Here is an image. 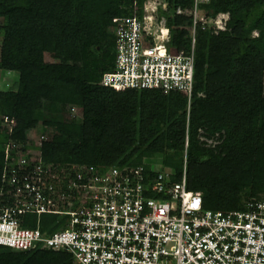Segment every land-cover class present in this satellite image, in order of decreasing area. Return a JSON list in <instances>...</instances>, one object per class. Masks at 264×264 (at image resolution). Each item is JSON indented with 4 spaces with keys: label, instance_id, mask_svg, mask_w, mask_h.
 <instances>
[{
    "label": "trees",
    "instance_id": "16d2710c",
    "mask_svg": "<svg viewBox=\"0 0 264 264\" xmlns=\"http://www.w3.org/2000/svg\"><path fill=\"white\" fill-rule=\"evenodd\" d=\"M134 1L144 0H0V69L19 75L16 88L0 90V116L17 121L12 135L0 130V188L4 144L26 140L41 124L48 165H144L152 173L159 163L180 181L185 163L188 189L202 194L205 209L264 201V0L205 6L229 18L218 33L197 27L190 105L182 92L101 84L114 67L115 9L126 15ZM161 2L173 42L189 38L193 0ZM47 53L59 60L47 61ZM67 106L81 109V121L60 118ZM27 218L24 226H38L35 215ZM48 218L41 216L44 231L56 220ZM0 264L75 260L64 251L0 245Z\"/></svg>",
    "mask_w": 264,
    "mask_h": 264
},
{
    "label": "built area",
    "instance_id": "2783aa9c",
    "mask_svg": "<svg viewBox=\"0 0 264 264\" xmlns=\"http://www.w3.org/2000/svg\"><path fill=\"white\" fill-rule=\"evenodd\" d=\"M210 2L193 0L189 38L176 42L159 15L160 7L167 9L161 0L134 1L126 15L116 8L114 67L101 84L182 92L190 105L197 27L218 33L229 18L210 15ZM79 110L71 106L72 117ZM0 122L9 135L17 127L7 115ZM46 138L41 132L36 140L10 137L4 144L1 246L64 251L75 264H264V201L205 209L202 194L188 189L185 163L180 181L164 169L149 173L144 165H48L42 157ZM27 215H35L38 226H24ZM43 215L56 219L48 231L40 226Z\"/></svg>",
    "mask_w": 264,
    "mask_h": 264
},
{
    "label": "rangeland",
    "instance_id": "374dc122",
    "mask_svg": "<svg viewBox=\"0 0 264 264\" xmlns=\"http://www.w3.org/2000/svg\"><path fill=\"white\" fill-rule=\"evenodd\" d=\"M226 19V18H225ZM254 35H257V32L254 33ZM2 37V36H0ZM46 60L49 62L52 61H58V58H55L54 55H52L51 53H47L46 54ZM18 72L15 71H8V70H4V69H0V90H7V89H11V88H16L17 83H18ZM70 108L71 106H67V108L60 113V118L62 120H67V121H71V120H77V121H81L82 117H81V109L79 110L78 117H72L73 114L70 113ZM42 126L41 124L39 125L38 128L33 129L29 132V137H31L32 139L36 140L39 138V135L42 132ZM0 130H2L1 127V122H0ZM2 132H5V127L2 130ZM155 167L157 170L162 169L161 166L159 165V163L155 164Z\"/></svg>",
    "mask_w": 264,
    "mask_h": 264
},
{
    "label": "bare ground",
    "instance_id": "6f19581e",
    "mask_svg": "<svg viewBox=\"0 0 264 264\" xmlns=\"http://www.w3.org/2000/svg\"><path fill=\"white\" fill-rule=\"evenodd\" d=\"M161 28H163V27H161ZM164 29V28H163ZM165 31V30H164Z\"/></svg>",
    "mask_w": 264,
    "mask_h": 264
}]
</instances>
